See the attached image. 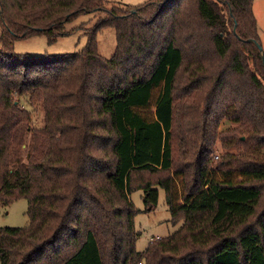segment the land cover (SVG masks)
I'll return each mask as SVG.
<instances>
[{
    "label": "trees",
    "instance_id": "16d2710c",
    "mask_svg": "<svg viewBox=\"0 0 264 264\" xmlns=\"http://www.w3.org/2000/svg\"><path fill=\"white\" fill-rule=\"evenodd\" d=\"M104 1L0 0V206L24 198L28 217L0 226V264H264L252 0L112 6L80 51L14 52L18 38L66 35L65 23ZM103 27L115 33L109 58L96 47ZM159 188L181 224L139 251L130 194L142 191L151 211Z\"/></svg>",
    "mask_w": 264,
    "mask_h": 264
},
{
    "label": "rangeland",
    "instance_id": "374dc122",
    "mask_svg": "<svg viewBox=\"0 0 264 264\" xmlns=\"http://www.w3.org/2000/svg\"><path fill=\"white\" fill-rule=\"evenodd\" d=\"M148 0H105L103 9L89 13H82L70 22L65 23L64 30L68 33L61 35L53 42H49L44 33L33 34L25 38H18L13 43V50L16 53L30 54L34 56L41 55H61L80 51L86 44V33L89 32L98 17L105 15L104 10L112 6L138 5ZM253 13L256 18L259 44L264 59V0H252ZM1 29V28H0ZM96 47L98 53L109 58L115 48V33L112 27H103L96 32ZM158 90H154L151 98V105L157 96ZM25 101V100H24ZM23 101V103H24ZM25 104V103H24ZM26 107L31 112V127L42 126L43 114L37 106ZM153 105L144 110L146 113L153 112ZM222 127V126H221ZM27 140L29 133L27 134ZM216 150L212 154V160H216V155L221 153L219 144H216ZM236 179V177H234ZM134 206L141 211L134 217L135 230L139 232L136 241V249L144 250L145 246L152 238L164 237L175 231L181 224L178 222L172 224L170 212L164 201V193L161 188L158 189V200L155 208L151 211H142L144 208L142 200V191H133L130 194ZM27 201L19 198L7 206H0V226L22 227L28 224L26 214Z\"/></svg>",
    "mask_w": 264,
    "mask_h": 264
},
{
    "label": "water",
    "instance_id": "95a60500",
    "mask_svg": "<svg viewBox=\"0 0 264 264\" xmlns=\"http://www.w3.org/2000/svg\"><path fill=\"white\" fill-rule=\"evenodd\" d=\"M255 44H256L257 48L259 49V51L261 52V46H260V44L258 42H255ZM261 55H262V53H261ZM262 59H263V56H262ZM263 62H264V59H263Z\"/></svg>",
    "mask_w": 264,
    "mask_h": 264
},
{
    "label": "built area",
    "instance_id": "2783aa9c",
    "mask_svg": "<svg viewBox=\"0 0 264 264\" xmlns=\"http://www.w3.org/2000/svg\"><path fill=\"white\" fill-rule=\"evenodd\" d=\"M217 157V156H216Z\"/></svg>",
    "mask_w": 264,
    "mask_h": 264
},
{
    "label": "crops",
    "instance_id": "0c3cea01",
    "mask_svg": "<svg viewBox=\"0 0 264 264\" xmlns=\"http://www.w3.org/2000/svg\"><path fill=\"white\" fill-rule=\"evenodd\" d=\"M159 237V236H158Z\"/></svg>",
    "mask_w": 264,
    "mask_h": 264
}]
</instances>
